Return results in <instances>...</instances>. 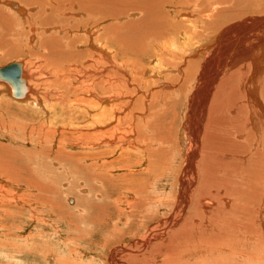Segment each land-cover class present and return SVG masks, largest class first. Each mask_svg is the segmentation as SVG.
<instances>
[{"label":"rangeland","instance_id":"374dc122","mask_svg":"<svg viewBox=\"0 0 264 264\" xmlns=\"http://www.w3.org/2000/svg\"><path fill=\"white\" fill-rule=\"evenodd\" d=\"M19 1L22 2L25 5V7L28 8V10H27L28 14L30 13V15L33 14L35 16H38L37 17L38 20L33 22L35 25L34 27H36L34 30V34L35 33L36 34L44 33L42 31V30H44V28L41 27V25H43L44 23L49 24L52 22V19L49 17V15L45 16V15L38 14L37 12H39L40 8L36 4H30V3L25 4V2H23L21 0H19ZM256 1H258L259 4L264 5V0H261V2H260V0H255V2ZM175 2L178 3L179 0L178 1L175 0ZM175 2H174V6H175V4L177 5V3H175ZM230 2L231 3L226 4L227 6L230 4L229 5L230 10H231V8L233 10L236 7L237 8L234 10H246V8H244L243 3L240 4L241 2L238 3L237 1L236 2L230 1ZM250 2L254 3V0L250 1ZM190 3L191 2H189V5H187L188 7L186 6L185 8H183L184 11L187 10L185 12H188V13L195 12L193 10L194 8L192 7V5ZM237 3L239 6L237 5ZM233 4H235L237 6L234 7ZM172 5H173V3H172ZM209 5H211V3ZM242 5H243L244 9L243 8L240 9L242 7ZM206 7H208V6H206ZM0 8L5 10L6 12H9L11 14V16H14V17L18 16V14L16 12L10 11V9L5 7L3 4H0ZM167 8L171 11V13L173 12V7L168 6ZM177 9H179V8H177ZM130 10H127V12ZM132 10H133V11H131L132 14H130L131 12H128L129 15L128 14H126V15L130 18H132V17L133 18H135V17L140 18V15H138V13L140 14L139 9L133 8ZM188 10H190V11H188ZM198 10L199 9H196V11H198ZM74 13H75V11H74ZM74 13H72L73 16H74ZM133 13H134V15H133ZM126 15L122 16V19L120 20L121 22L125 21L128 18ZM63 16L68 18V16H70V13L69 14L65 13V14H63ZM79 16H80V14H79ZM70 17H69V19H70ZM74 17L79 18L78 16H74ZM195 17H196V14H194V17H192L191 19L194 20ZM216 17L218 18V20H217L218 22L216 21ZM216 17L213 18V20H211V21L206 19V21L207 20L209 21L208 22L209 24L205 23V22H200V23H203V25L206 24L207 26H209V29L211 31H213V27L216 26L214 28V30H215L217 28V26L222 24L221 22L224 20V17L222 19L221 15H217ZM247 17H248V15H246L245 18L238 19V21L246 19ZM180 18L182 21L181 16L178 17V19H180ZM2 19L3 18L0 17V21H1L0 22V37H3L2 40L0 38V66L6 65V64L13 62V61H18V62L21 61V63L24 65V68H23L24 75H26V77H27V80H26L28 82L27 87H30V88L35 87L36 88V85H37L38 87L36 88V90L41 95L48 96V98H49L48 101L50 103L49 108L52 107L50 99L58 97L59 94L61 96V94H63V93L68 95V93H66L65 89H67L69 94L71 93L70 94L71 96L75 95L76 92H74L73 89L72 90L70 89V87H71L70 84H73V86L75 87L79 83L78 82L79 80L81 81V79L85 78L86 75H89V74L93 73V71H95L93 69L85 70V69H83L82 65L85 64L87 67L89 65H91L93 63V60L95 59L96 55L91 56L90 60H88L89 63H88V61L84 62L85 58H81V60H79V64L81 63L82 65L80 64V66H79L78 64H76V65L73 64V65L69 66V68H70L69 72H67V70L66 71L61 70V67L57 66V64H55V63H53L54 65H52L51 61L49 62V60H47V59H45L39 55V53H41V51L39 52L38 49H36V48L33 49L28 44L33 49V50L32 49L28 50L29 48L27 47L26 42H27L28 36L32 33V31H29L27 29L26 25L18 26V27L16 26L17 27V33H16V32H14L16 23H14V21H12V20H9V22L5 23V21ZM219 19H221V21ZM45 20H46V22H45ZM183 21L187 23V21H189V20L186 21V18H183ZM195 21H197V19ZM97 23H99L101 26H103L107 23V21L106 20H100V22H97ZM99 24H96L97 27H96V25L91 24V27H92L91 30L92 31L96 30L99 33L98 30L101 29V28H99V26H100ZM39 26L43 29L39 28ZM51 29H54V28H51ZM55 30H50V32H47V34L48 35L55 34ZM83 30H76V32H79L78 33L79 35L84 36L85 34H87L86 33L87 31L85 32ZM56 33H58L57 30H56ZM231 33L232 34H230L228 32L229 37L228 36H226V37L230 38V37H233L235 35L233 32H231ZM133 35H134V37L137 36V34L136 35L133 34ZM130 39H131V42H128V44H130L129 45L130 47L127 50L132 52L133 50H135L134 48H136V50L133 51L132 53L134 55H142V53H140L138 51H139V48L141 47L140 46L141 43L142 42L144 43L145 40L144 39L142 40L140 38V35H139L138 39H136L137 43L135 42L136 41L135 39H133L134 42L132 41V38H130ZM130 39H128V40L130 41ZM180 39L183 40L182 38H179V43L183 44V41H180ZM258 39L259 38H256L254 40V42L256 43V41H260ZM138 40H141V41H139L140 43L137 47ZM155 42H158V41L154 40L153 42H151V46L153 45L156 47ZM133 43L136 45V47H135V45H133ZM203 44L204 43H202L200 45H203ZM256 45L254 46L255 47L254 49L256 51H259L260 48L257 49L256 47H259V46L257 43H256ZM202 47L199 48L197 55H196V53L188 54L189 49L187 47H185L186 48L185 49V52H186L185 58L188 60V61L186 60L188 64L187 63L185 64L186 61H184V60L180 61L181 59H177V58H175V59H177L178 62L179 61L181 62V64H179L180 62L178 63V65H180V66H178V65L173 66L172 64L169 63L167 65L164 64V67H163V64H162L159 68L160 69L161 68L166 69L165 70L166 72L164 71L165 73H163L164 77L161 76L163 74H159V76H158V74L156 75L155 72L154 73H148V78L146 76L145 80H146V82L149 81L151 83V84L149 83L150 87L146 88L145 86H147V84L146 85L144 84L143 86L145 88L142 87V88H139V90L136 89V91H138V92L135 91V93L133 94V97L135 98V103H138V106L136 108L140 109V111L138 110L139 113H137V116L138 115L142 116L145 113L148 114L149 112H155L157 110H158L157 112H159V114L163 113L162 115L160 114V116H158L159 114L156 115L157 117L155 120H157L156 121L157 123L159 122L158 124L155 122L156 124L154 123L153 125H151L149 127H146L145 124L142 125V126H145L144 133H146L148 136H150V139L153 142L152 144H154L153 146H156V148H157V150H154L156 152H153L154 155L151 154L152 155L151 158H152V162H153L152 165L155 167V168L152 167V171L158 170L160 167H162L163 164H165L163 167H166V168L167 167L170 168L169 167L170 165L172 166V168H171L172 173L170 171L171 169L167 170L168 172H166V168H165V174H163L162 178H160V179L158 178L159 180L157 181V179H156L157 174L154 171H153L154 173H152V171L151 172H145L143 168L146 165L140 166V165L136 164L138 167L135 165L132 170L135 171L136 173H137V171H141V174L138 172L137 176L134 175L133 178L135 177L136 179L135 178L133 179L132 176L127 178V181H129L130 183H133V182L137 183L138 181L141 182V181H143V177H144V180L146 178H148L149 180L152 178L151 181H153V182H151V183L153 185L151 187L152 188L151 193H152V196L153 197L155 196L154 198H156V200H157V201H155L154 204H151V206L153 205L154 207L149 206L146 208V212H148V214L150 213L151 215H153L152 216L153 219L151 218L147 221L145 220L147 225L146 226L142 225V226H144V229H142L143 227H141V225H139L141 228L140 229L139 226H137L136 224L134 226V224H133V230H134V228H137V227L139 228V229L137 228L139 230V232H137V233H132L133 230L129 231V233H127L128 230H131L128 226L129 223H126V221L124 220L125 219L124 217H123L124 219L119 217L118 209H116V207L114 206L116 204L114 201V198L103 197V195L100 194V193H102L101 190H103V187H102L103 184L100 185L99 181H97V180L94 181L91 179V177H87V175H86V174H96V173H94V171L91 173V168H87V167L83 168V170L78 169L76 166L77 162L75 163L73 161V163H72V160L70 159V157H67L68 156L67 154H69L70 151H72L73 153H77V152L78 153H85V151L87 149L79 148L76 146H73L74 147L73 148L72 146H69L70 145L69 144L68 145L69 147L67 146V147H65V149L63 151H61L63 154L62 155L63 158L64 159L68 158L66 161H70L71 163L69 162V165L72 168L74 167L73 170H75V171L68 172V167L66 169V164H64L65 162H63V160L59 162L60 159L57 160L55 158L56 151L58 150V147H59L57 144H54L55 145L54 146L51 143H48V144H44L42 142L38 143V141L34 140L35 137L34 138L30 137L29 131H28V130H30L29 128H26V131L25 130L20 131V130L16 129L17 127L20 128V126H22L24 124H28L26 122L32 121V120L27 118L28 115L26 116V114H22L21 112L19 113L16 110L17 108L14 105H24V104H21L20 101H16L11 96L10 91L8 90V87L10 88V86L7 82H4V81L2 82V80L0 81V84L1 83L3 84L2 86H0V101L5 100V101H8L11 103L10 107H7L6 105L4 106V103H2V104L0 103V109H1L0 110V112H1L0 113V143L4 144L3 147H0V264H113L111 257L113 255L114 249H116V256H117V257L115 256L116 262H117L115 264H264V240L260 239L261 242L259 244V239H256L254 237L250 238L251 233H257L258 230H261L263 228L262 227L263 218H261V216H259V214L261 213L259 211L261 210L260 207L263 204V198H264V197H262V199H261L262 195H260V194H263V196H264V177H263L264 176L263 175L264 174V168L262 167V165L264 166V163L262 164V162H264V157H263L264 156V152H263L264 151V147H263L264 135L262 136V138L259 139L260 142L258 140H255V139H258V136H256V134L258 135L259 132L254 128V125H253L254 121H256L257 119L259 120L260 123L263 124L264 119L263 118L260 119V117H262L263 113L260 111V109L258 110L257 106H256L257 107V110H256L255 105L252 106L251 101L246 106L248 99L239 93L240 90L237 93L235 92V89H236L235 87H237L238 89L239 88L241 89V86L239 87V85H240L239 82H241L240 80L242 78H244L243 75H245V74H243L242 70H247L248 72L254 71L253 62L251 64L252 66L250 65V63L252 61L251 58H247V57L243 58L241 56L239 58V56H238V58H237L238 62L237 61H236V63H235V61L233 63L231 62V64H229L226 68H224V70H221V72H220L221 76L219 75L220 77L218 78L217 81L219 82L221 79L222 82L221 81L219 83L215 82L214 87L216 88V90L214 88V91H216V94L213 97H212V95L210 96V100L208 102L207 112H206L207 115H206V117L205 116L203 117V123H202L203 126H202V130H201L203 132L202 136H201L202 141L199 142L201 144L200 145L201 151H199V154L197 155L198 157L196 156L197 158H195L196 159L195 162L198 161L195 164V166L199 162L200 163L198 166H196V167L194 166L195 169L198 167L196 169L198 172L195 169H194L195 170L194 172L192 171L193 173L198 174V175H196L197 176L196 177L195 174L193 175V173L191 172L190 176L193 179L190 180V179H188L187 173L185 171V170H187V159H188V157H186L185 153H187V155H189L190 152L192 151L191 149H194L193 146L195 147L197 144L196 137L192 138V136H195V135H193L195 133H193L192 130H189L191 128L190 127L191 126L190 116L193 114L191 107H189V104L191 106V98H192L190 96L194 95V93H193L194 90H190V89H193L194 87H196V85L199 82L198 79H199L200 72H201L199 70L201 67L202 60H204V58H206L207 54H209L210 52L211 53L213 52L211 49L208 52V50L203 49ZM82 48L84 49V46H79L78 49L82 50ZM87 48L88 49L91 48L90 50L92 52L95 51V50H93V48L91 46H87ZM131 49H133V50H131ZM140 49L142 50V47ZM201 49H203L204 51H202ZM255 50H254V53L256 52ZM15 52H16V54H15ZM136 52H138L139 54ZM175 52L179 53V50H177ZM200 52H202V53H200ZM44 54H46V53L44 52ZM192 57H194V59ZM155 58H156V56L155 57L150 56V58H148V63L150 64V66H149L150 68L156 66V64L158 65ZM191 61H192L193 66H191ZM189 62H190V65H189ZM197 65H199V66H197ZM245 65H247V66H245ZM55 66H57V67H55ZM168 66H171V67H168ZM189 66H191V67H189ZM241 66H243L244 68L246 67V69H243V67H241ZM74 67H77L78 72L72 71V68H74ZM186 67H187V70H189L188 72L186 70H184V68H186ZM168 68L169 69L177 68V69L169 70ZM188 68L192 69L193 71L188 69ZM238 69H241V70H238ZM167 70H169L170 74H169V72H167ZM83 71L85 73H83ZM184 71H185V73H184ZM51 72H52V74H51ZM188 73H189V75H188ZM236 73H238V74H236ZM59 74H61V79L62 78L63 79L62 80L60 79L58 82H56L57 81L56 78H60ZM83 74H84V76H83ZM185 74H187L188 78H189L190 74L193 75L192 77L190 76V79L192 81L189 80L188 78H187V80L184 81V79L186 77ZM229 74H230V77L231 76H232V78L234 77V79H231L229 77L230 83L228 82ZM57 75H59V76H57ZM182 77H183V79H182ZM165 78H166V80H165ZM225 78H226V81H225ZM159 79L160 80L162 79L161 81H163V82H161ZM181 79H182V81L185 82L186 87H185L184 83L181 81ZM29 80H30L31 84H29ZM157 80H159V81H157ZM188 81L190 82V84H192V87H191V85H189ZM223 81H225V82H223ZM171 82H173V83H171ZM187 82H188V84H187ZM191 82H193V83H191ZM52 83L53 84L55 83L54 84L55 86L52 85ZM175 83H177V84H175ZM220 83L222 84V86ZM225 83H226V85H225ZM59 84H61L63 86V89H62V86ZM168 84L172 85L173 88L175 87V85H177V88L175 87L174 90H172L173 88L171 89V87ZM167 85H168V87H170L169 89H167L168 88V87H166ZM180 85H184L185 91L183 90L182 86H181L182 88H180ZM188 85L191 88L188 87ZM235 85H237V86H235ZM58 86H60L61 88ZM133 86H134V88H136L135 84ZM133 86L132 87L130 86L129 89L130 88L133 89ZM162 86H164V88ZM151 87H153V88L151 89ZM259 87H261V85ZM186 88L187 89L189 88V89L186 90ZM221 88H222V90H221ZM144 89H147V90H144ZM159 89L161 91L160 93H159ZM170 89L173 92H171ZM175 89H176V91H175ZM166 90H168V91H166ZM182 90L184 92L183 95L181 94ZM156 91L159 94H162L160 96H163V99L160 100L159 106L157 103H156V107H155V104L152 106V108L154 110L156 109L154 111L150 108L149 103L154 99L153 94ZM165 91H166V94L164 93ZM187 91H188V93H187ZM217 91L221 95L219 93H217ZM174 92L175 93L178 92V93L175 94ZM226 92L228 95L224 94ZM167 93H169V95ZM172 93H173V95H172ZM229 93L231 96L229 95ZM234 93H236L237 95ZM170 94L172 95L174 100H172ZM217 94L220 95L219 97L217 96L219 99L216 97ZM223 94H224V96H223ZM167 95H168V97H167ZM197 95L199 96L200 101H202V97L199 94H197ZM141 96L143 98L145 97L144 102H145L146 107L143 106L145 111L141 107L142 104H144V102L137 100ZM169 97L171 98L172 101L170 100ZM165 98L168 99V101L170 103H166L168 101ZM229 98H230V100H229ZM221 99L224 101V103ZM246 100H247V102H246ZM54 101H56V99ZM163 101H164V104H163ZM210 101L211 102L213 101L212 105H211ZM216 101L218 102V104ZM153 102H156V100H153ZM174 103H175V105H174ZM219 103H221V104L223 103V105H222L223 107H221V105ZM234 103H235V105L232 106V104H234ZM162 104H163V106L165 105L164 107L162 106L163 108L166 109V110L164 109V112H163V108L161 107ZM216 105H218V106H216ZM219 105H220V107H219ZM174 106H176V107H174ZM3 107L6 111L7 110L8 111L6 112L3 109ZM160 107H161V109H160ZM212 107H214V109L216 107L217 111L215 109L214 113L217 112L218 115L213 113L214 109ZM37 108H39V109H37L38 110L37 112L43 111V110H41L42 109L41 106H39ZM218 108H220L221 110ZM226 108H228V109H226ZM141 109H142V111H141ZM210 109L212 112L210 111ZM234 109L237 111H235ZM159 110H161V111H159ZM173 112H174V114H173ZM218 112H220V113H218ZM221 112H222V115H221ZM256 112H257V114H255ZM4 113H6V114H4ZM189 113H192V114L189 115ZM252 113H254V114H252ZM260 113H261V115H260ZM165 115L167 116V119H166ZM250 115H253V117H252L253 121L250 118L251 117ZM217 116L219 117V119ZM220 116H223V118L221 117L222 118L221 119ZM256 116L259 118H257ZM187 117H188V119H187ZM244 117L249 118L251 120L246 119V118L244 119ZM212 118H214V119H212ZM226 118L228 120L225 122L224 120ZM171 119H172V121H171ZM217 120H219V122H217ZM165 121H167V122H165ZM186 122H188V123H186ZM220 122H221V124H220ZM246 122H247L248 126H247ZM141 123H143V122H141ZM215 123L217 125H215ZM234 124H236V126H233ZM251 124L253 125V128H251L252 127ZM214 125H215V127H214ZM221 125L223 127H221ZM244 125L247 127H245ZM160 126H161V128H160ZM187 126H188V128H187ZM216 126L217 127L220 126L221 128L220 127L217 128ZM224 126H226V129L224 128ZM237 127L241 128L242 130L237 128ZM5 128H7V129H5ZM222 128H224V129H222ZM227 128L229 130H227ZM230 128H232V129H230ZM246 128H247V130H246ZM170 129H171V131H170ZM172 130H173V133H172ZM224 130L228 131V133L227 132L224 133L223 132ZM238 130L242 131V132H239ZM245 130H246V132H245ZM252 130L255 131L256 134L252 133L253 132ZM178 131L180 132V134ZM237 131H238V133H237L238 135H236V138H235V136L234 137L232 136V138H233L232 139L231 135H233L234 132H237ZM250 131H252V132H250ZM157 132H160L159 136H158L160 138L157 137V135H158ZM187 132L188 133L190 132L191 134L193 133L192 136L190 133L188 134ZM184 133H187V134L184 135ZM219 133H221V134H219ZM222 133H224L225 136H223ZM240 133H242V134H240ZM154 134L156 135V137ZM165 134L168 136H166ZM248 134H249V136H247ZM250 134H251V137H250ZM261 134H264V132ZM189 135L191 138L186 139V137L187 136L189 137ZM15 136L16 137L18 136L17 139ZM182 136L184 137V139ZM223 137L224 138L226 137V138L224 139ZM227 137H230L232 141H230L229 138L227 139ZM259 137H261V136H259ZM168 138H169V140H168ZM242 138H246V139H242ZM250 138H251V141H250ZM154 139H157V140L154 141ZM180 139H182V140H180ZM191 139H194V140H191ZM56 140H58V139H56ZM164 140H165V143H163ZM170 140H171V142H170ZM173 140L178 141L180 144L177 143L176 141L173 142ZM186 140H188V141H186ZM226 140H228V141H226ZM52 141H54V140H52ZM192 141H195V142H193L194 145H193ZM229 141L231 143H229ZM237 141H238V143H237ZM240 141H243V142L241 143ZM167 142L168 143L173 142V143H172V145L169 143L170 145L167 146L168 145ZM218 142L221 143L222 146L224 144H225L224 146H226V147L230 146L229 147L230 149H233V148H231V146H232V147H234V150L237 149L236 146H238L237 144H239V143H240V145L242 144L241 148L239 147L240 145L238 146L241 151H243V149H244V151H246V149H250V147H254V149L260 148V150L263 152L262 153L263 156L260 160L255 159L254 157H251V155L248 156L246 159L247 162L244 160L245 164L242 163L240 166V167H243L244 170L248 169V170H246V171H248L247 174L243 175L244 177L246 176L247 179L246 178L242 179L243 176L240 179L237 175H235V171H233L234 170V165H233L234 164V157L232 160V158H231L232 156L229 153V151L228 152L224 151V150H227V148L223 146L224 147V150H223V147ZM245 143H246V145H245ZM259 143L261 145H259ZM39 144L41 145V148H38ZM173 144L174 145L179 144L178 147L175 145L178 150L176 148H175L176 150L174 149ZM188 144L190 147L189 149L187 146ZM235 144H236V146H235ZM255 144H256V146H255ZM40 145H39V147H40ZM157 145L158 146L161 145L160 146L161 148L158 147ZM9 146H11L10 147L11 149L9 148ZM44 146H46L48 148H53L52 150H54V151L51 150L52 152H50L51 157L50 156L48 157V154H45V153L40 151V149L42 150V147H44ZM219 146H220L221 150L219 149ZM242 146H244V148ZM246 146H248V148ZM171 147H173V148H171ZM1 148H2V150H1ZM4 148L6 150L3 151ZM158 148H160L161 150H158ZM162 148H164V149H162ZM206 148H208L207 150H211L212 152H216L218 149L220 151H217L216 153L210 152V153H212L211 154L212 157L210 156L208 159V156L210 153L206 152L207 151ZM215 148H216V150H215ZM81 149H82V151H80ZM170 149H172V150L170 151ZM15 150H16V152H15L16 156L14 159L13 153ZM189 150H191V151H189ZM203 150H205V151H203ZM185 151H189V152H185ZM221 151H222L224 157H223V155H221L222 153H219ZM203 152H204V154H208V155H205V156H207V159H205L206 157L203 156L204 155V154H202ZM251 152H252V149H251ZM30 153H31V155H30ZM172 153H173V155H175V157L172 156ZM168 154H170L174 159H172V157ZM200 154H202V156L205 160L202 158V156ZM213 155H215V156L217 155L216 157H218V158L216 159V157ZM219 156H220V159H221V157L223 158V160L221 159V162H220V163H222V162L225 163L223 166H221V164L219 162H217V160L220 161ZM159 157L162 158L161 159L162 161L160 160ZM168 157L171 158L172 160L169 159ZM225 157L227 158L226 159L227 161H225ZM16 158H18V159L16 160ZM28 158H29V160H28ZM60 158H61V156H60ZM230 158H231V160H230ZM11 159H12V161H11ZM199 159H200V161H199ZM249 159H251L252 161ZM157 160H159V161H157ZM170 160L172 161L174 166ZM201 160H204V161L201 162ZM206 160H208V161H206ZM212 160H214V162ZM261 160H262V162H261ZM205 161L213 166V167L211 166L210 168H213L214 169L213 172L215 171L214 173H216V174L210 172V168L207 167V166H209V164H205L206 166H204ZM61 162L63 163L62 165H61ZM156 162H158L160 164L156 165L155 164ZM215 162H217V163H215ZM241 162H243V161L241 160ZM66 163H68V162H66ZM257 163H260L259 165H261L263 171L260 170L257 172V170H252L253 165L257 164ZM235 164H237V163L235 162ZM64 165H65V167H63ZM87 165H89V164L87 163ZM220 167H222L221 170L219 169ZM183 168H185V169H183ZM206 168H208L209 171ZM223 168H226V169H223ZM24 169L25 170L28 169V170L25 171ZM218 169L222 173L219 174L220 171ZM23 170L25 172H23ZM120 170L113 171L112 174L113 175L121 174L122 172L124 173V171H126L125 169L123 171H122V169H120ZM86 172H88V173H86ZM150 173H152V174L150 175ZM252 174H253V176H252ZM260 174L262 176H260ZM142 175H148V176H142ZM231 175H233V176H231ZM247 175L249 176V178ZM184 177H185V180H182ZM253 177H254V179H253ZM256 177L258 179H256ZM137 178H139V179H137ZM131 179L134 181H132ZM31 181H33V182H31ZM186 181H188V182H186ZM254 181H256V182L254 183ZM180 182H182L185 185L187 183L186 186H188V187L189 186L191 187V185H192V187L190 188L191 190H189L188 194H186L187 192L185 191L186 193H184L183 198H180L181 197L180 193H181V191L184 192L183 190L185 189L186 186H184ZM191 182H192V184H191ZM240 182H244V183H240ZM136 183H134V184H136ZM239 183L241 186L239 185ZM249 183L251 184L252 188L250 187ZM94 188H97V190H100V192L99 193L96 191L94 192V190H93ZM234 188H236V189H234ZM251 191H253V193ZM231 192L234 193V196L232 195ZM236 192H238V193L236 194ZM240 192H242V195L244 193V196H247V200H246L248 202L247 209H246L247 211L246 210L243 211V213L246 212L244 216H243L242 212H240V213L238 212V211H240L238 204L236 203L238 199L234 198L235 194H236V197L240 196ZM248 192L250 193L249 196H248ZM256 193H259V194L257 195ZM185 194L187 195L186 196L187 198H185ZM256 196L257 197L259 196V197L257 198ZM249 198H251L252 200ZM226 199H229V202H226L224 204L223 202L226 201ZM207 200H214L215 202L213 201L214 203L211 205V207H209V206L207 207L204 204ZM248 200H250L252 202L250 203ZM256 200L258 203L256 202ZM238 202H239V200H238ZM109 203L111 206H109ZM255 203H257V205ZM245 204L246 203H244L243 205L245 206ZM252 204L254 205L253 207H252ZM226 205H227V207H226ZM220 206L223 209H221ZM212 207H214V208H212ZM225 207L227 209H225ZM177 208H179V210H177ZM209 208H211V209H209ZM208 209H209V212L211 214L209 212H207ZM217 209H219V210H217ZM216 210L218 212L215 213ZM255 210H257V211H255ZM248 211H249V213H247ZM212 212L215 214L213 215ZM250 212H251V216H250ZM115 214H117V215H115ZM172 214H173V216H172ZM175 214H176V217L173 220H176V222L174 221V225H176V227H174L173 229L171 227H167V229H165L162 232V235L160 237L158 236L152 240L148 249H143L140 245V242H141L140 237H142L146 234L145 230L150 229V231H152V230L161 229L164 226L165 221H167L170 217H174ZM239 214L241 216L240 218H239ZM235 215H237V216H235ZM256 216L259 219H257ZM177 217H178V219H177ZM252 217L256 218L254 220L255 222L253 224H252L251 220H253L254 218L250 219ZM170 219H172V218H170ZM232 220H233V222L235 221L236 224L234 222V225H232L233 224ZM177 221H179V223H177ZM240 225H241V227H240ZM257 225H258L259 229H258ZM177 226H179V227H177ZM253 226H255L256 229ZM178 228L179 229L181 228V229L179 230ZM230 228L232 229V231H230ZM175 229H177L178 231ZM236 229L241 230V232L243 231L241 233L242 236L244 233L247 234L251 231L252 232L250 234H248L247 237H245L246 239H244V237H240V236L236 235V231H234ZM246 229H248L249 232ZM120 230H124L126 232V236L125 235L119 236ZM183 230H184V232H183ZM253 230H256V231L254 232ZM115 231L116 232L118 231V233H116ZM176 232L177 233L180 232L182 234L188 233L186 235H188V237H190V235H191V237H193L192 238V239H194V241L192 240L193 243L191 241L188 242L186 239H184L185 237H187L186 235H184L185 237H182L181 239L179 238L180 239V243H179L178 242L179 240L176 241L178 239V238H176L177 237ZM232 232H234V233H232ZM174 238H176V239H174ZM240 238H241V240H240ZM169 240H171V241H169ZM194 243H196V244H194ZM175 245H179L180 247H177ZM227 245L233 246L234 252L233 251H231V252L227 251V249H225V247L228 248ZM124 248H126V249H124ZM127 248L130 251H128ZM228 249H230V248H228ZM133 251H135V252H133ZM237 252L238 253L239 252L247 253V255H237L238 254ZM164 261L166 263H164Z\"/></svg>","mask_w":264,"mask_h":264},{"label":"bare ground","instance_id":"6f19581e","mask_svg":"<svg viewBox=\"0 0 264 264\" xmlns=\"http://www.w3.org/2000/svg\"><path fill=\"white\" fill-rule=\"evenodd\" d=\"M21 1L25 2V4L26 3L36 4L40 8L39 12H37L38 14L45 15V16L49 15V17L52 19L51 23H49V24L44 23L43 25H41V27L44 28V30H42L44 33H42V34H36L35 33L34 34V30L36 27H34L35 25L33 22L38 20V18H37L38 16H35L33 14L30 15V13L28 14L27 13L28 8L25 7V5L22 2H20L19 0H0V4H3L5 7L9 8L10 11L16 12L18 14V16L20 15L19 17L17 16L18 18L11 16V14L9 12H6L2 8H0V17L3 18L2 20H4L5 23L9 22V20H12V21H14V23H16L14 32L17 33V27L18 26H24V25H26V27L29 31H32L31 34L29 33L30 34L29 36L27 35L28 39H27L26 43H27V47L29 48L28 50H31L32 48L38 49L39 52L41 51V53H39L40 56L49 60V62L51 61L52 65H54L53 63L57 64V66L61 67V70H65V71L67 70V72L70 71L69 66H71L73 64L74 65L78 64L80 66L81 63L79 64V60H81V58H85V60L84 59L83 60H84V62H86V61L90 60L91 56H95V55L96 56H95V59L93 60V63L91 65H89L88 67L85 64H83V65L81 64L83 66V69H85V70L93 69L95 71H93V73H91L89 75H86L85 78L81 79V81L79 80L78 81L79 83L75 87L73 86V84H70L71 85L70 89L71 90L73 89L74 92H76L77 94L75 93V95L71 96L70 95L71 93L69 94L67 89H65L66 93H68V95L63 93V94H61V96L59 94L58 97L50 99L51 105H52L51 108H49L50 103L48 101L49 100L48 96L41 95L36 90V88L38 87L36 84H35L36 88L35 87L34 88L33 87H31V88L27 87L25 95L21 98H18V97L13 96V94H12L13 89H12L11 83L6 81V80H2V82L4 81V82H7L9 84L10 88L8 87V90L10 91L11 96L16 101H20L21 104H24V105H14L17 108V109L15 108V109L19 113L21 112L22 114H26V116L28 115L27 118L32 120V121L26 122L28 124H24V125L20 126L21 129L18 127L16 128L15 126L14 127L20 131L21 130L26 131V128H29L30 130H28V131H29L30 137H33V138L35 137L34 140L38 141V143L42 142L44 144H48V143H51L53 145L57 144L59 147H58V150L56 151L55 158L57 160L60 159L59 162L62 160H63V162H65L64 164H66V169L68 167V172L75 171V170H73L74 167L72 168L69 165L70 161H66L68 158L67 159L63 158V156H62L63 154L61 151H63L65 149V147H67L69 144H70L69 146H72V147L76 146L79 148L87 149L85 151V153H78V152L73 153L72 151H70V153L67 154L68 155L67 157H70V159L72 160V163H73V161L75 163L77 162L76 166L78 169L83 170V168L87 167V168H91V173L93 171H94V173H96V174H86V175H87V177H91V179L94 181L95 180L99 181L100 185L103 184L102 187H103V190L104 189L105 190L104 191L101 190L102 193H100L101 195H103V197L114 198V201L116 203L114 206L116 207V209H118L119 217L120 218L124 217L125 219L124 218L123 219L126 221V223H129L128 226L131 230H128L127 233H129V231L133 230V224H134V226H135V224L137 226L141 225V227H143L142 229H144V226L147 225L145 220L147 221V220L151 219L153 216L150 213L148 214V212H146V208L151 206V204H154L155 201H157L156 198H154L155 196L153 197L152 193H151V189H152L151 187L153 185L151 183V182H153V181H151L152 178L150 180L148 178H146L144 180V177H143V181H141V182L138 181L137 183L136 182L130 183L129 181H127V178H129L131 176L133 178L134 175L137 176L138 172L141 174V171H137V173H136L135 171L132 170L136 164L140 165V166L146 165L145 167L143 166L144 167L143 169L145 172H151L152 167L155 168L152 165L153 162H152V158H151L152 155L151 154H153V152H156L154 150H157V148H156V146H153L154 144H152L153 142L150 139V136H148L146 133H144L145 126H142V125L145 124L146 127H149L157 121L155 119L157 117L156 115L159 114V112H157L158 110L155 111L156 109L154 110L152 108V106L155 104V107H156V103L159 106L160 100L163 99V96H160L162 94H159L161 92L160 89H159V93L156 91L153 94V96H154L153 100H156V102H153V100H152L149 103L150 108L152 110H154L155 112H149L148 114L145 113L142 116H140V115L137 116V113H139L138 110L140 111V109L136 108L138 106V103H135V98L133 97V94L135 93L136 89L139 90V88L144 87L143 86L144 84L145 85L147 84V86H145L146 88L150 87V85H149L150 82L149 81L146 82V80H145L146 76L148 78V73H154L155 72V74L156 75L158 74V76H159V74H163L166 72L165 71L166 69H162V68L160 69L159 68L162 64H163V67H164V64L167 65L169 63L174 66V65H178V63L182 60L186 61L187 59L185 58L186 57V55H185V53H186L185 49L186 48L185 47H187L189 49L188 54L196 53V55H197L199 48L202 46H203L202 48L208 50V52L210 51V49L213 51L212 53L210 52L211 54L210 53L207 54L206 58H204V60H202L201 67L199 70V71H201L199 79H198L199 82L196 85V87H194L193 89H190V90H194L193 91L194 95L190 96L192 98H191V106L189 104V107H191L193 114L189 113V115L192 114L190 116V124H191L190 127L191 128L189 130H192L193 133H195V134H193V133L192 134L195 136H192V134L190 132L189 133L191 134L192 138L196 137V140H197L196 146L195 147L193 146L194 149H191L192 151L189 150V151H191L190 154L187 155V153H185L186 157H188V159H187V170H185V171L187 173L188 179H190V180L193 179L190 176L191 172L192 171L194 172L198 168L197 167L195 169V167L198 166L200 163L199 162L195 166V164L198 162V161L195 162L196 161L195 158L198 157L197 155L199 154V151H201L200 150L201 144L199 142L202 141L201 136H202L203 132L201 130H202V126H203V124H202L203 123V117L204 116L206 117V115H207L206 112H207V106H208V102L210 100V96L212 95V97H213L216 94V91H214L215 82H218L217 80L221 76L220 75L221 70H224V68H226L229 64H231V62L233 63L235 61V63H236L238 56H239V58H240V56L243 58L244 57L251 58L252 61H251L250 65L253 62L254 71L248 72L247 70H242L243 74H245V75H243L244 78H242L240 80L241 82L238 81L240 83L239 87L241 86V89L240 88L238 89L237 87H235L236 88L235 92L237 93L240 90L239 93L248 99V102L246 100V102H247L246 106L251 101L252 106L253 105H255V107L257 106L258 110L260 109V111L263 113L262 117H260V119L261 118L264 119V5L259 4L258 1L255 2V0H254V3H252L250 1H253V0H179V2H178L179 4L177 2H175V0H21ZM230 1H232V2L237 1L238 3L241 2L240 4L243 3L244 8H246V10H234L237 7L234 8L233 10L231 8V10H230V7H229L230 4L228 6L226 5L228 3H231ZM174 2L177 3V5L175 4V6H174ZM189 2H191L190 4L194 8L193 10L195 12L188 13V12H185L187 10L184 11L183 8H185L187 5H189ZM260 2H261V0H260ZM172 3H173V5H172ZM210 3H211V5H209ZM238 3H237V5H238ZM233 5H234V7L237 6L235 4H233ZM168 6L173 7L172 13L167 8ZM206 6H208V7H206ZM133 8L139 9L140 14L138 13V15H140V18H138V17L137 18L136 17L130 18L126 15V14L129 15L128 12L133 11L132 10ZM177 8H179V9H177ZM242 8H243V5L240 9H242ZM196 9H199V10L196 11ZM127 10H130V11L127 12ZM74 11H75V13H74ZM188 11H190V10H188ZM65 13L66 14L70 13V16L72 15V13H74V16H78L79 18H76L73 15H72L73 17L71 16L72 18L70 16H68V18H67V17L63 16V14H65ZM79 14L81 17L79 16ZM130 14H132V12ZM194 14H196V17L193 20L191 18L194 17ZM124 15H126L128 18L125 21L121 22L120 20L122 19V16H124ZM133 15H134V13H133ZM217 15H221L222 19L224 17V20L221 22L222 24L218 25L215 30H214V28L216 26H214L213 31H211L209 29V26H207L206 24L203 25V23H200V22L208 23L209 21L213 20V18H215ZM246 15H248V17L246 19L238 21V19L245 18ZM179 16L182 17V21H183V18H186V21L187 20H189V21H187V23L184 21L182 22L181 18L178 19ZM69 17H70V19H69ZM196 19H197V21H195ZM206 19H208L209 21L208 20L206 21ZM100 20H106L107 23L105 25L101 26L99 23H97V22H100ZM217 20H218V18L216 17V21ZM219 20L221 21V19H219ZM45 22H46V20H45ZM91 24H93V25L99 24L101 26V27L99 26V28H101V29L98 28L99 33L96 30H94V31L91 30V28H92ZM41 27L39 26V28H41ZM96 27H97V25H96ZM43 28H41V29H43ZM51 28H54V29H51ZM55 29L57 30L58 33H56ZM50 30H55V34L48 35L47 32H50ZM76 30H83L85 32L87 31L86 32L87 34L84 33L85 34L84 36L79 35L78 34L79 32H76ZM228 32L230 34H232L231 32H233L235 35L233 37L227 38L226 36H228ZM133 34H135V35L137 34L138 37L140 35V38L142 40L144 39L146 41V42L144 41V43L142 42L143 44L141 43V45H140L142 47V50L140 49L141 47L139 46L140 48H139L138 52L142 53V55H134L132 53L133 51L136 50V48H134L135 50L131 49V50H133L132 52L127 50L130 47L129 46L130 44H128V42H131L130 38H132L133 42H134L133 39H135V40L138 39V37L137 36H136L137 38L134 37ZM0 38L2 40L3 37H0ZM179 38L183 39V40L180 39V41H183V44L179 43ZM256 38H259L258 40L261 41V42L256 41V43L259 46L256 48L257 49L260 48L259 51H256L254 49L255 48L254 46L256 45L254 40ZM128 39H130V41ZM154 40L158 41V42H155L156 47L153 45L151 46V42H153ZM139 41H141V40H138L137 47L140 43ZM135 42L137 43V40ZM202 43H204V44L200 45ZM133 45H135V44L133 43ZM79 46H84V49L83 48H82V50L78 49ZM87 46H91L93 48V50H95V51L92 52L90 50L91 48L88 49ZM135 47H136V45H135ZM203 49H201V50L204 51ZM174 50L175 51L179 50V53H176ZM254 50L256 51L255 53H254ZM44 52L46 54H44ZM138 52H136V53H138ZM200 53H202V52H200ZM15 54H16V52H15ZM150 56L151 57L156 56L155 60L158 63V65L156 64V66H154L155 65L154 64L153 65L154 67H152V68L149 67L150 64L148 63V58H150ZM175 58L181 59V60L178 62V60ZM192 58L194 59V57H192ZM187 61L185 62V64L187 63ZM88 63H89V61H88ZM179 64H181V62ZM189 65H190V62H189ZM57 66H55V67H57ZM178 66H180V65H178ZM191 66H193L192 61H191ZM191 66H189V67H191ZM197 66H199V65H197ZM245 66H247V65H245ZM168 67H171V66H168ZM241 67H243V66H241ZM23 68H24V65L22 64V75L27 80L26 75H24ZM177 68H175V69H177ZM175 69H169V70H175ZM188 69H190V68H188ZM243 69H246V67L245 68L243 67ZM169 70H167V72H169ZM184 70H186L187 72L189 71V70H187V67L184 68ZM190 70H192V69H190ZM238 70H241V69H238ZM72 71L78 72L77 67L72 68ZM83 73H85V72L83 71ZM184 73H185V71H184ZM189 73H188V75H189ZM51 74H52V72H51ZM169 74H170V72H169ZM230 74L228 76V82H229ZM236 74H238V73H236ZM59 75H60V78H56V80H57L56 82H58L61 79V74H59ZM59 75H57V76H59ZM185 75H186V77H185L184 81L187 80V78H188L187 74H185ZM83 76H84V74H83ZM161 76L164 77V74ZM190 76L192 77L193 75L190 74ZM190 76L188 78L189 80H191ZM230 78L234 79V77L232 78V76ZM182 79H183V77H182ZM182 79H181V81H182ZM159 80H157V81H159ZM165 80H166V78H165ZM184 81H182V82L185 85ZM220 81H221V79H220ZM225 81H226V78H225ZM225 81H223V82H225ZM161 82H163V81H161ZM188 82H187V84H188ZM171 83H173V82H171ZM191 83H193V82H191ZM27 84H28V82L26 81V85ZM29 84H31L30 80H29ZM54 84L52 83V85H54ZM134 84L136 85V88H134V86H133ZM170 84H168V85L172 89L173 87ZM175 84H177V83H175ZM2 85L3 84L1 83L0 86H2ZM59 85H61V84H59ZM168 85L166 87H168ZM184 85H180V88L183 87V90H184ZM189 85H191V87H192V84H190V82H189ZM189 85H188V87H190ZM225 85H226V83H225ZM260 85H261V87H259ZM130 86L131 87L133 86V89H131V88L129 89ZM221 86H222V84H221ZM235 86H237V85H235ZM58 87H60V86H58ZM162 87L164 88V86H162ZM170 87H168L167 89H169ZM175 87L177 88V85H175ZM185 87H186V85H185ZM152 88L153 87H151V89ZM174 88L172 90H174ZM62 89H63V86H62ZM188 89L186 88V90H188ZM144 90H147V89H144ZM172 90H171V92H173ZM183 90H182V92H183ZM215 90H216V88H215ZM221 90H222V88H221ZM166 91H168V90H166ZM166 91L164 92L165 94H166ZM175 91H176V89H175ZM218 91H217V93H219ZM136 92H138V91H136ZM182 92H181V94L183 95L184 92L183 93ZM177 93L178 92H176L175 94H177ZM187 93H188V91H187ZM230 93H229V95H230ZM236 93H234V94H236ZM167 94L169 95V93H167ZM197 94H199L202 97V101H200V98ZM224 94H227V92ZM224 94H223V96H224ZM168 95H167V97H168ZM172 95H173V93H172ZM172 95H171V98H172V100H174ZM220 95L217 94L216 97L217 96L219 97ZM171 98H170V100H171ZM55 99H56V101H54ZM137 100L144 102L145 97L143 98L141 96ZM166 100L168 101V99H166ZM229 100H230V98H229ZM212 102L210 101L211 105H212ZM0 103L1 104L4 103V106L6 105L7 107H10V105H11L10 102L5 101V100H1ZM166 103H170V102L168 101ZM175 103H174V105H175ZM223 103H224V101H223ZM223 103L222 104L219 103L221 105V107H223L222 106ZM163 104H164V101H163ZM163 104L161 105V107L163 106ZM217 104H218V102H217ZM220 105H219V107H220ZM233 105H235V103L232 104V106ZM39 106L42 107L41 110H43V111L37 112L38 111L37 109H39L37 107H39ZM143 106H145V102L141 106L142 109L144 110ZM176 106H174V107H176ZM216 106H218V105H216ZM161 107H160V109H161ZM257 107H256V110H257ZM212 108L214 109V107H212ZM3 109H4V107H3ZM142 109H141V111H142ZM164 109L165 108H163V112H164ZM211 109H210V111H211ZM215 109H216V107H215ZM215 109L213 110V113H214ZM218 109H220V108H218ZM226 109H228V108H226ZM159 111H161V110H159ZM216 111H217V109H216ZM235 111H237V110H235ZM218 113H220V112H218ZM4 114H6V113H4ZM160 114L158 116H160ZM173 114H174V112H173ZM214 114L218 115L217 112H215ZM252 114H254V113H252ZM255 114H257V112ZM221 115H222V112H221ZM260 115H261V113H260ZM250 116H251L250 118L252 119L253 115H250ZM221 117L223 118V116H220V118ZM245 118L246 117H244V119ZM257 118H259V117H257ZM166 119H167V116H166ZM187 119H188V117H187ZM212 119H214V118H212ZM218 119H219V117H218ZM246 119H249V118H246ZM251 119H249V120H251ZM227 120L228 119L226 118L224 121L226 122ZM171 121H172V119H171ZM252 121H253V119H252ZM141 122H143V123H141ZM165 122H167V121H165ZM188 122H186V123H188ZM217 122H219V120H217ZM216 123H215V125H217ZM220 124H221V122H220ZM246 124H247V122H246ZM215 125H214V127H215ZM253 125H254V128L260 134L257 132L258 133V135H257L255 133V131H253V130H252L253 132L252 131H250V132L256 134V136H258V139H255V140H258L260 142L259 139L262 138V136L264 135V134H261L264 132V122L262 124L257 119L256 121H254ZM253 125H252V127L251 126L250 127L253 128ZM226 126H224L225 129H226ZM233 126H236V124H234ZM247 126H248V124H247ZM247 126H245V127H247ZM219 127H217V128H219ZM221 127H223V126L221 125ZM160 128H161V126H160ZM187 128H188V126H187ZM224 128H222V129H224ZM228 128H227V130H229ZM237 128H239V127H237ZM5 129H7V128H5ZM230 129H232V128H230ZM239 129H241V128H239ZM246 130H247V128H246ZM246 130H245V132H246ZM170 131H171V129H170ZM238 131L234 132V134L232 133L233 135H231V138H232V136L233 137L235 136V138H236V135H238L237 134ZM223 132L228 133V131H225V130ZM239 132H242V131H239ZM157 133H158V135H157V137H158L160 132H157ZM172 133H173V130H172ZM187 133H184V135H186ZM224 133H222L223 136H225ZM179 134H180V132H179ZM219 134H221V133H219ZM240 134H242V133H240ZM166 136H168V135H166ZM247 136H249V134ZM259 136H261V137H259ZM17 137H16V139H17ZM155 137H156V135H155ZM250 137H251V134H250ZM158 138H160V137H158ZM187 138H191L190 135H189V137L187 136L186 139ZM228 138L230 139V141H232L230 137H227V139ZM56 139H58V140H56ZM183 139H184V137H183ZM242 139H246V138H242ZM52 140H54L55 142ZM155 140H157V139H154V141ZM168 140H169V138H168ZM171 140H170V142H171ZM180 140H182V139H180ZM191 140H194V139H191ZM175 141L173 140V142H175ZM186 141H188V140H186ZM226 141H228V140H226ZM230 141H229V143H231ZM238 141H237V143H238ZM250 141H251V138H250ZM176 142L179 143L178 141H176ZM193 142H195V141H192V143ZM240 142L242 143L243 141H240ZM263 142H264V140H263ZM163 143H165V140L163 141ZM169 143L167 146H169L170 144L172 145V143H170V144ZM2 144L3 143H0V147L4 146V144L3 145ZM219 144H221V143H219ZM39 145H38V148H41V145H40V147H39ZM161 145H159V146L157 145V146L160 147ZM175 145H174V149L175 148L177 149L178 145H176L177 147ZM193 145H194V143H193ZM237 145L239 146L240 143ZM241 145L239 146L240 148H241ZM245 145H246V143H245ZM259 145H261V144L259 143ZM187 146L189 149L190 148L189 144ZM221 146H222V144H221ZM235 146H236V144H235ZM238 146H236L237 149L239 148ZM255 146H256V144H255ZM10 147L11 146H9V148ZM224 147H226V146H224ZM224 147H223V150H224ZM229 147L227 146L226 147L227 150H224V151H227V152L229 151V153L232 156L231 157L232 160L234 157V164H233L234 170L233 171H235V175H237L240 179L242 178V176L244 174H247V172H248V171H246L248 169L245 168L246 170H244L243 167H240L242 163L245 164L244 160L246 161L247 157L250 155H251V157H254L255 159L260 160L263 156L262 153L264 152V151L262 152L260 150V148L254 149V147H250V149H246V151H244V149H243V151H241L240 148L238 150L237 149L234 150V147L231 146V148H233V149H230ZM242 147L244 148V146H242ZM246 147L248 148V146H246ZM263 147H264V145H263ZM160 148H158V150H161ZM171 148H173V147H171ZM52 149L53 148H48V147L44 146V147H42V150L40 149V151L45 153V154H48V157L49 156L51 157L50 152L54 151ZM162 149H164V148H162ZM207 149L208 148H206V150ZM219 149H220V146H219ZM219 149L217 151L221 150V149L220 150ZM251 149H252V152H251ZM1 150H2V148H1ZM4 150H6V149L4 148L3 151ZM171 150L172 149H170V151ZM215 150H216V148H215ZM80 151H82V149ZM189 151H185V152H189ZM203 151H205V150H203ZM15 152H16V150L14 151V153L12 152L14 154V159L16 156ZM206 152L210 153L212 151L207 150ZM216 152H212V153H216ZM212 153L209 154L208 159L210 156L212 157V155H211ZM219 153H222V151ZM202 154H204V152ZM202 154H200V155L202 156ZM30 155H31V153H30ZM168 155H170V154H168ZM205 155H208V154H204L203 156H205ZM221 155H223V153ZM60 156L62 159L60 158ZM172 156L175 157V155H173V153H172ZM203 156H202V158H203ZM213 156H215V155H213ZM220 156H219V159H220ZM205 157H206L205 159H207V156H205ZM223 157H224V155H223ZM217 158L218 157H216V159ZM231 158H230V160H231ZM17 159L18 158H16V160ZM161 159L162 158H160V160ZM169 159H171V158H169ZM172 159H174V158L172 157ZM221 159L223 160L222 157H221ZM221 159H220V161L217 160V162L220 163ZM226 159L227 158L225 157V161H227ZM28 160H29V158H28ZM204 160H201V162ZM241 160L243 162H241ZM249 160H251V159H249ZM11 161H12V159H11ZM157 161H159V160H157ZM199 161H200V159H199ZM206 161H208V160H206ZM206 161L204 163V166H206L205 164H209ZM212 161L214 162V160H212ZM66 162H68V163H66ZM217 162H215V163H217ZM235 162L238 165L235 164ZM261 162H262V160H261ZM87 163L89 165H87ZM171 163H172V161H171ZM222 163H220L221 166H223L225 164V163H223V164ZM263 163L264 162H262V164ZM62 164L63 163L61 162V165ZM155 164L157 165L160 163L156 162ZM259 164L260 163L254 164L252 167L253 169L252 168L251 169L257 170V172L260 170L263 171L262 167L264 168V166L262 165V167H261V165H259ZM164 165L165 164H163L162 167H160V168L158 167L159 168L158 170H155V171L153 170L157 174L156 175L157 181L163 177V174H165V168L166 167H163ZM173 166H174V164H173ZM211 166L212 165L209 164V166H207V167L210 168ZM63 167H65V165ZM169 167L170 168L167 167L168 169L166 168V172H168L167 170H170L172 168L171 165ZM123 168L126 170V171H124V173L122 172L121 174H116V175L112 174L113 171H116V170L122 169V171H123L124 170ZM221 168L222 167H220L219 169L221 170ZM183 169H185V168H183ZM206 169H208V168H206ZM223 169H226V168H223ZM24 170H23V172L27 171L28 169H26L25 171ZM213 170H214L213 168H210V172L214 173L215 171L213 172ZM153 171H152V173H154ZM170 171L172 173V169ZM208 171H209V169H208ZM86 173H88V172H86ZM152 173H150V175ZM220 173H222V172L220 171L219 174ZM194 174L195 173H193V175ZM214 174H216V173H214ZM196 175H198V174H195V176ZM142 176H148V175H142ZM231 176H233V175H231ZM252 176H253V174H252ZM260 176H262V175L260 174ZM245 178H246V176L245 177L243 176L242 179H245ZM248 178H249V176H248ZM137 179H139V178H137ZM253 179H254V177H253ZM256 179H258V178L256 177ZM182 180H185V177ZM132 181H134V180H132ZM31 182H33V181H31ZM186 182H188V181H186ZM255 182L256 181H254V183ZM134 183H136V184H134ZM180 183L183 184L182 182H180ZM240 183H244V182H240ZM240 183H239V185H240ZM191 184H192V182H191ZM183 185L186 186L187 183H186V185L185 184H183ZM191 187H192V185H191ZM191 187L186 186L185 189L183 190L184 192L181 191V193H180L181 197L180 198H183L184 193L187 192L186 194H188L189 190H191L190 189ZM250 187H251V184H250ZM234 189H236V188H234ZM93 190H94V192L95 191L98 193L100 192V190H97V188H94ZM242 192H240V196H238L239 194L237 195L238 197H236V194L238 193V192H236L235 197H234L235 199L239 200V202H238V200L236 202L238 204V207L240 210V211H238L239 213L240 212L243 213V211H245L247 209V204H248V202L246 201L247 196H244V193L242 195ZM251 192L253 193V191H251ZM186 194H185V198H187ZM249 194L250 193L248 192V196H249ZM256 194L258 195L259 193H256ZM232 195L234 196V193H232ZM260 195H262L261 196V199H262V197H264V196H263V194H260ZM249 199H251V198H249ZM213 201L214 200H207L205 203L204 202L203 203L207 207L208 206L211 207V205L215 202V201L214 202ZM248 201L250 203L252 202L250 200H248ZM226 202H229V199H226V201H224L223 203L225 204ZM256 202H257V200H256ZM244 203H246L245 206L243 205ZM257 203H255V204L257 205ZM253 204H252V207L254 206ZM109 206H111L110 203H109ZM226 207H227V205H226ZM226 207H225V209H227ZM212 208H214V207H212ZM260 208H261V210L259 212H261L260 213L261 215L259 214V216H261V218H263V220H262L263 221V224H262L263 230L262 229L258 230L259 227L257 225V227H258L257 233H251L252 231L249 232V230L246 229L249 233H247V234L244 233L242 236L241 233L243 231L241 232V230L236 229L234 231H236L237 236L244 237V239H246L245 237H247L248 234L251 233L250 238L254 237L256 239H259V244L261 242L260 239L264 240V198H263V204ZM209 209H211V208H209ZM209 209H208V211L207 210L206 211L209 212ZM221 209H223V208L221 207ZM177 210H179V208H177ZM217 210H219V209H217ZM217 210L215 211V213L218 212ZM249 211L247 213H249ZM255 211H257V210H255ZM215 213H213V215ZM245 213H243V216L245 215ZM176 214L174 217H170L172 219L169 218L167 221H165L164 226L162 228L160 227L161 229L158 228L159 230H152V231H150V229H146L145 230L146 234L144 236L140 237L141 238L140 239L141 247L143 249H148L152 240L158 236L160 237L162 235V232L165 229H167V227H171L172 229L174 227H176V225H174V221L176 222V220H173L176 217ZM115 215H117V214H115ZM237 215H235V216H237ZM172 216H173V214H172ZM250 216H251V212H250ZM178 217H177V219H178ZM240 217L241 216L239 214V218ZM253 218L254 217H252L250 219H253ZM256 218H257V216H256ZM256 218L251 220L252 224L255 222L254 220ZM257 219H259V218H257ZM232 222H233V220H232ZM234 222H233V224L232 223L231 224L234 225ZM177 223H179V221H177ZM235 224H236V222H235ZM142 225H144V226H142ZM177 227H179V226H177ZM240 227H241V225H240ZM253 227H255V226H253ZM137 228H134L132 233L139 232L138 229L140 228V226L138 229ZM255 229H256V227H255ZM175 230H177V229H175ZM230 231H232L231 228H230ZM253 231L255 232L256 230H253ZM183 232H184V230H183ZM116 233H118V231ZM232 233H234V232H232ZM119 234H120L119 236H124V235L126 236V232L124 230H120ZM186 234H188V233H186ZM186 234H184V233L182 234L180 232L177 233L176 238H178V239L176 241L179 240L178 242L180 243V239L182 237H185L184 235H186ZM186 236L187 237H185L184 239H186L188 242L191 241L193 243V241H194V239H192L193 237H191V235H190V237H188V235H186ZM176 238H174V239H176ZM240 240H241V238H240ZM169 241H171V240H169ZM194 244H196V243H194ZM175 246L180 247L179 245H175ZM228 248H230V249H228ZM228 248L225 247V249H227V251H229V252L233 251L234 252L233 246H228ZM124 249H126V248H124ZM127 250L130 251L128 248H127ZM135 251H133V252H135ZM237 255H247V253L239 252ZM115 256H116V249L113 250V255L111 257L113 264L117 263L116 262L117 256L116 257ZM164 263H166V262L164 261Z\"/></svg>","mask_w":264,"mask_h":264},{"label":"water","instance_id":"95a60500","mask_svg":"<svg viewBox=\"0 0 264 264\" xmlns=\"http://www.w3.org/2000/svg\"><path fill=\"white\" fill-rule=\"evenodd\" d=\"M0 80H6L12 85V94L21 98L27 90L26 79L22 75V63L18 61L10 62L0 66Z\"/></svg>","mask_w":264,"mask_h":264}]
</instances>
